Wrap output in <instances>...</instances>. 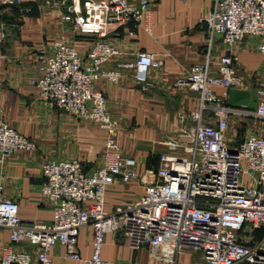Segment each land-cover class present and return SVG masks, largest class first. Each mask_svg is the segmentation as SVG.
<instances>
[{
  "label": "built area",
  "instance_id": "obj_1",
  "mask_svg": "<svg viewBox=\"0 0 264 264\" xmlns=\"http://www.w3.org/2000/svg\"><path fill=\"white\" fill-rule=\"evenodd\" d=\"M8 4L20 0H8ZM56 5V4H55ZM150 0H70L63 21L80 35L94 39L85 56L60 38L37 55V75L30 80L41 102L51 109L68 113L78 120L95 123L104 133L102 164L86 174L77 160H50L41 167V195L52 208L48 224L23 220L16 202L3 195L0 178V228L9 231L13 245L30 244L35 256L1 249L0 264H53L50 251L65 248L69 260L82 264H115L101 257L107 234L120 232L132 250L145 242L173 251L171 264L190 249L201 254L203 264H264V235L245 243V231L264 230V137L249 136L231 150L225 142L227 118L242 111L225 104L232 87H243L237 73L236 55L218 59L210 71L209 50L203 64L193 66L177 85L198 94V109L191 113L193 127L184 156L159 157L152 180L144 182L143 193L133 203H122L106 212L105 193L117 180L124 184L141 181L136 161L121 151L116 141L120 120L107 110L106 97L96 90L99 80L118 82L125 69L133 71L135 83L150 87L148 74L161 62L152 54L139 53L130 63L111 65L117 50L106 41L112 26L128 23L150 33ZM209 45L214 37L230 50L245 38H258V52L264 56V0H212L202 18ZM0 26V44L6 39ZM111 65V66H110ZM222 89L221 95L215 90ZM256 116L264 119V84ZM211 112L215 124L204 122ZM36 150L33 142L0 121V168L16 151ZM90 228L92 254L82 259L77 237Z\"/></svg>",
  "mask_w": 264,
  "mask_h": 264
},
{
  "label": "crops",
  "instance_id": "obj_2",
  "mask_svg": "<svg viewBox=\"0 0 264 264\" xmlns=\"http://www.w3.org/2000/svg\"><path fill=\"white\" fill-rule=\"evenodd\" d=\"M7 1L0 0V26L7 35L0 44V121L33 142L36 150L16 151L6 158L0 168L3 195L17 203L23 220L48 224L52 208L40 193L42 165L50 160H77L86 174H92L102 164L104 133L93 122L44 105L30 80L37 75L39 51L52 42L63 38L83 57L94 39L80 35L63 21L70 0ZM211 7L212 0H150V33L133 23L110 28L106 41L117 50L111 65L130 63L137 54L148 53L161 66L149 72L147 90L135 83L129 69L118 82L99 80L95 84L106 97L110 115L120 120L116 141L122 153L136 161L141 176V181L133 184L116 179L105 193L106 212L140 198L143 184L152 180L151 172L158 168L161 155H185L183 147L190 144L193 127L190 116L198 109L199 98L196 92L176 83L185 80L193 66L205 62L208 50L212 73L220 56L229 52L236 55L240 62L237 73L244 82L241 88L232 87L225 99L227 106L242 111L227 118L226 145L233 150L249 136L264 137V119L255 114L260 101L256 90L264 84L260 40L245 38L228 50L219 37H214L209 45L201 20ZM215 92L221 95L223 90ZM204 116L205 123L215 124L211 112ZM5 246L33 257L36 253L30 244H11L9 231L0 228V253ZM77 250L82 259L91 257L90 228L79 231ZM49 255L53 264H82L69 260L61 245L52 248ZM101 257L115 264H171L174 254L168 247L151 244L132 250L123 235L115 232L106 235ZM177 264H203V260L200 253L185 249Z\"/></svg>",
  "mask_w": 264,
  "mask_h": 264
},
{
  "label": "rangeland",
  "instance_id": "obj_3",
  "mask_svg": "<svg viewBox=\"0 0 264 264\" xmlns=\"http://www.w3.org/2000/svg\"><path fill=\"white\" fill-rule=\"evenodd\" d=\"M263 235H264V230H257V231H255V233L254 232L250 233V231H245L243 241L245 243H249L251 241H257L258 239H261V237H263ZM126 241H127V239H126ZM151 243H152L151 241H147L143 245H146V244L150 245ZM127 244H128V241H127Z\"/></svg>",
  "mask_w": 264,
  "mask_h": 264
}]
</instances>
